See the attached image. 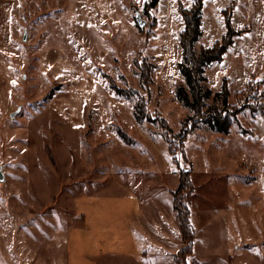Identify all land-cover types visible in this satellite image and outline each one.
<instances>
[{"label":"rangeland","instance_id":"rangeland-1","mask_svg":"<svg viewBox=\"0 0 264 264\" xmlns=\"http://www.w3.org/2000/svg\"><path fill=\"white\" fill-rule=\"evenodd\" d=\"M153 2L13 0L12 36L0 50V264H69V231L84 228L74 200L126 191L108 188L114 184L152 197L150 238H161L163 216L173 218L168 245L180 252L173 201L181 173L193 188L177 195L190 211L193 258L264 264V0H204L198 53L226 35L225 18L246 31L222 63L206 68V109L223 106L216 95L227 82L229 104L241 113L228 134L204 126L183 142L192 113L177 98L178 88L187 89L179 70L182 12L195 0ZM143 68L151 71L148 90ZM113 86L131 95L118 96ZM142 98L171 135L159 122H136ZM173 254L149 262L177 264Z\"/></svg>","mask_w":264,"mask_h":264},{"label":"crops","instance_id":"crops-1","mask_svg":"<svg viewBox=\"0 0 264 264\" xmlns=\"http://www.w3.org/2000/svg\"><path fill=\"white\" fill-rule=\"evenodd\" d=\"M13 8V0H0V50L7 47L12 36ZM113 187L126 191L122 195L103 192L74 200V212L82 219L84 228L69 231L68 263L152 264L149 261L153 256L170 257L172 253L175 258L179 250L175 253L173 246L168 245V229L177 227L173 225V218L168 214L166 218L163 216L161 238H150L145 234L146 225L149 221L152 223L146 209L152 197L124 184L108 188ZM177 224L179 226L178 219Z\"/></svg>","mask_w":264,"mask_h":264},{"label":"trees","instance_id":"trees-1","mask_svg":"<svg viewBox=\"0 0 264 264\" xmlns=\"http://www.w3.org/2000/svg\"><path fill=\"white\" fill-rule=\"evenodd\" d=\"M157 4L158 0H154L151 8L156 7ZM203 10L204 0H195L194 5L190 10L182 12V17L185 22V30L180 36L182 62L179 65V70L181 75L185 78L187 89L184 87L178 88L177 98L179 102L190 109L192 115L187 119L183 132L180 134L181 142L185 141L192 131L204 126H209L216 131L228 134L235 123L237 116L241 113V110H236V108L229 104L230 92L227 82L224 83L222 91L216 95L217 99L223 101V106L220 107L215 105L206 109V100L212 93L210 91H205L203 84L207 82V78L205 77L206 68L214 63H222L229 49L233 47L234 39L242 36L246 31H236L232 24V18H225L227 30L226 35L218 41L214 47H202L198 53L196 51V45L203 38ZM149 68L152 69L154 67L151 65ZM140 71L141 83L143 87L148 90L152 85L151 71L144 68ZM112 90L118 96L125 97L131 95L116 86H113ZM262 114L264 115V110ZM135 120L140 125L145 121L154 123L159 122L161 128L167 131L168 134L171 135L173 133L164 118L158 117L153 120L152 116L147 111V103L144 98L140 99L135 108ZM191 123V128L188 129V126ZM118 136L122 141L131 143V140L126 133L119 131ZM171 149L172 144L170 143L169 151L171 156H173L174 154ZM192 189L190 174L187 175L181 173L180 186L178 191L174 194L173 205L177 213L182 240L185 246L181 249L175 259L177 264H187L188 258H192L193 264H200L195 258H193L195 232L190 222V211L182 202L177 200L178 194L189 190L192 191Z\"/></svg>","mask_w":264,"mask_h":264},{"label":"water","instance_id":"water-1","mask_svg":"<svg viewBox=\"0 0 264 264\" xmlns=\"http://www.w3.org/2000/svg\"><path fill=\"white\" fill-rule=\"evenodd\" d=\"M136 22L140 27H144L146 24V22L144 20H142L141 14L139 12L136 13ZM26 40H27V38L25 36L24 41H26ZM15 116H16V114H13L12 118H15ZM4 181H5V177L3 174V170H2V168H0V182H4Z\"/></svg>","mask_w":264,"mask_h":264}]
</instances>
